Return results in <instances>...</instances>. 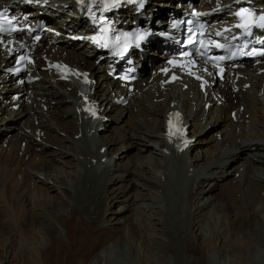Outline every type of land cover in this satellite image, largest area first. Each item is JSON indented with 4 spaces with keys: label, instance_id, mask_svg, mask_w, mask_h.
Instances as JSON below:
<instances>
[{
    "label": "bare ground",
    "instance_id": "obj_1",
    "mask_svg": "<svg viewBox=\"0 0 264 264\" xmlns=\"http://www.w3.org/2000/svg\"><path fill=\"white\" fill-rule=\"evenodd\" d=\"M49 5H54V1L51 0L46 9L50 8ZM33 8L40 7L33 5ZM55 8L63 7L57 5ZM171 11L162 7L159 12H154L158 15L153 14L152 22H156L153 25L165 24L172 17L169 14ZM61 15L67 16L68 12H60L58 17ZM60 18L48 17L51 23L62 27ZM160 43L159 40L150 41L148 47ZM64 48L72 52L69 58L77 64L90 68L94 74L100 70V63H95L92 56L83 54V45L66 43ZM146 51L148 59H159V53L157 58L153 50L146 48ZM1 72L0 84H5L9 79ZM44 82L47 86L41 89L40 99L33 98L35 104L31 106L33 115L39 119L38 125L34 126L28 121V116L15 125H5L0 121V237L5 235V238H11L14 235L23 240L29 234L41 241L44 239L46 246L40 249L42 264H69L70 260L64 253L71 255L72 250L75 252L82 248L89 249L91 260L101 262L106 255H101L99 250L109 248L110 242L112 248L116 243H126L131 259L140 260L138 249L141 252L146 250L147 256L141 258L142 264H207L206 248L216 252L219 257H231L229 261L233 264H248L250 261V264H264L254 254L264 253V193L260 196L264 192V180L260 182L261 175L264 176V154L259 150L260 146H264V110L255 94L244 93L242 97L246 110L251 111V127L245 129L240 126V133H236V124L223 123L222 117L206 113L197 100L193 101L194 94L190 91H183L181 86L161 90L151 83L147 89L141 88V93L134 100L106 112L108 120L102 123L101 130L91 134L92 144H89L84 128H81L82 136L75 138V133L79 132L72 102L78 97L76 90L64 94L49 81ZM34 87L38 88L36 85ZM106 94L109 95V91ZM93 97L100 101L104 98L98 89ZM41 98L45 99L41 101ZM53 99L55 103H52ZM44 103L49 106L48 117L42 109ZM257 103H261V106H257ZM231 106H237V103L232 102ZM174 110L187 124L193 141L189 148L169 157L165 154L164 129L166 119ZM220 111L225 114V120L229 119L225 110ZM3 112L0 106V120ZM254 116H258L257 121H253ZM123 120L125 122L120 124L128 125L126 127L129 129L118 126ZM218 126H222L221 129H217ZM228 126L232 133L227 134ZM119 129L122 130L116 133L119 135L117 139L110 138ZM248 138L249 141H245ZM50 139L52 149L43 155L41 151L50 146ZM22 141L25 143L23 146ZM81 142H86V145L82 146ZM251 145L255 146L256 152L248 150ZM131 147L139 154L135 164L133 152L129 157L126 151ZM36 158H39L38 162ZM131 158L133 168L126 164ZM173 161L180 165L181 174L176 175L182 178L189 168L192 170L191 180L188 177L184 185L186 190H182L184 193L181 192L180 182L172 175ZM251 164H255V168ZM99 165L102 166L101 170L94 168ZM211 178L215 180L214 183L209 181ZM32 179L34 183H30ZM53 188L64 196L63 200L56 201L49 193ZM183 194L185 201L181 198ZM118 197H123V208L114 210L112 205ZM144 198L151 199L152 207L159 211L156 219L157 224L161 225L160 233L156 235L152 232L149 236L144 235V231L137 227L138 219L133 212L123 217L130 206L128 202L133 204L138 199L142 201L137 205L150 211L152 207L143 202ZM158 200L166 201L161 211L162 204L156 205ZM257 203L262 205L261 209H256ZM215 204H221L219 227H223L222 237H219L221 233L218 230L214 238L215 241L221 239L222 246L218 251L216 244H213L215 241L203 238L201 243L195 242V234L193 237L188 231L191 209ZM69 207L70 212L67 211ZM105 208L112 209L108 221L105 220ZM182 208L184 213L181 212ZM36 209L41 211L36 212ZM27 211L32 212L31 216L27 215ZM2 217L7 219L1 221ZM146 219L147 216L141 214V221ZM146 222V227L153 226V221ZM37 223L42 226L41 235L33 232ZM151 249L154 250L153 258L149 257ZM116 254L119 256V249ZM21 258L22 264H28L23 255ZM73 264H82V258L78 256Z\"/></svg>",
    "mask_w": 264,
    "mask_h": 264
},
{
    "label": "rangeland",
    "instance_id": "obj_2",
    "mask_svg": "<svg viewBox=\"0 0 264 264\" xmlns=\"http://www.w3.org/2000/svg\"><path fill=\"white\" fill-rule=\"evenodd\" d=\"M155 57H157V56L155 55ZM145 96L146 95L144 94L143 95V98H145ZM195 108H196V106H195ZM192 110H193V107H192ZM46 116L48 117V114ZM124 118H126V117H124ZM127 121H128V119H127ZM122 122H125V120L119 122L118 123V126H122L125 129H129V128L126 127L128 125H124V126H123V124L121 125L120 123H122ZM34 126H36V125L34 124ZM221 127L222 126H218L217 129H221ZM121 130L122 129H119L118 131H115L114 133H112L111 134L112 136L110 135V138L117 139V137L119 135L116 134V133H119ZM226 132H227V134H229L230 132L232 133V131L231 130L229 131L228 129H226ZM54 133L59 135L58 132H54ZM210 135H211V133L208 136H210ZM90 138L91 139L88 140L89 142L88 141L87 142L89 144H92L91 143L92 137H90ZM236 142H237V140H236ZM48 144L50 146L49 147H46L43 150V152L41 151V153L43 155L47 151H49V150L52 149V146H51L52 145V140L51 139L49 140ZM21 146H22V143H21ZM204 147H206V146H204ZM259 148H260L259 150L264 154V146L263 147L260 146ZM31 151H32V149H31ZM126 151H127V154H128L129 157H131L130 156V153L133 152V156H135L134 157L135 158L134 164H135V162H137L136 161V157L139 156V154L137 152H134V148L133 147L126 149ZM193 152H194V149H193ZM143 153H144V151H143ZM259 153L260 152H258L257 155ZM126 157H124V158H126ZM28 159H25V160H28ZM81 160H83V158ZM184 160H186V159H184ZM35 161L38 162L39 161V158H36ZM132 161H133V159L131 158V160H129V163H126V164L130 165V167L133 168V162ZM231 162H235V161H231ZM239 162H236V163L239 165ZM251 165H253V168H255V166H256L255 164H251ZM251 165H250V167H251ZM70 169H68V170H70ZM191 174H192V172H191ZM190 177H189V179L191 180ZM262 180H264V176L263 175H261L260 182H263ZM209 181L210 182L212 181V183L215 182V180H213L212 178ZM30 183H34V179H32V181ZM205 185H206V183H205ZM56 186L59 187V185H56ZM219 186L221 187V185H219ZM109 187H110V185H109ZM160 191L161 190H159L158 192L160 193ZM49 193L52 196H54V198L56 199V201H59L61 199L62 200L64 199V196L62 194H60L54 188L52 190H50ZM263 193L264 192L262 191L261 194H260V196H263ZM240 196H242V193L240 194ZM181 198L182 199L184 198V194H183V196H181ZM120 199H122V200H120ZM50 200H52V198ZM143 200H144L143 201L144 203H149L150 204V205H148L149 207H152V205H151V201L152 200L151 199L144 198ZM117 201H120V202L118 203ZM117 201L115 202V204L112 205V208L114 210H119V209L121 210L123 208L122 206L124 204V203H122V202H124L123 201V197H118L117 198ZM141 201H142V199H138L133 204H130V202H128V205H130V206L128 208V211L127 212H124L123 217H128L130 215V213L133 212L135 214L134 216H136L137 219H138L137 227L140 228V230L144 231V235L149 236V234L151 232L154 233L153 235H156V233H160L159 228H160L161 223L160 224H157V219H156L157 216L159 215V211L157 212L155 210L156 207L155 208L152 207V209L150 211H147L146 208H143L140 205L138 206L137 205V202H141ZM154 201H156V200H154ZM184 201H185V198H184ZM157 202L158 203H156V205L159 204L161 206V204H162V206L160 207L161 208L160 211L162 209H164V203L163 202L166 203V201L158 200ZM1 204L2 203H0V207H2ZM3 206H6V205L3 204ZM136 207L138 209H136ZM220 207H221V204L220 205L219 204H215L212 207H204L203 206L201 208L199 207V208H196V209H194V208L191 209V211H190V223H189L190 225L188 226V231H191L192 235H193V233L195 234V242L201 243V241H202L203 238L210 239V240H212V242L215 241L214 238L217 235L218 230H219L218 233L219 234L221 233L219 237H222V235H223L222 234L223 227L222 226H221V228L219 227L220 220H221V214H222L221 211H220L221 210ZM261 208H262V205L260 203H257L256 204V209H261ZM106 209L107 208L104 209V213H105ZM35 211L38 212V211H41V210L36 209ZM67 211L70 212L71 211V208L69 207L67 209ZM90 211H93V208H90ZM141 211L143 213H141ZM111 212H112V209H107V217H105V220L106 221L109 220L107 218L109 216H111ZM181 212L184 213V208L181 209ZM31 213H32L31 211L30 212L27 211V215H30L31 216ZM140 213L143 216L144 215L147 216V219H146L147 221L151 220V221L154 222L152 227H151L152 224L149 225L150 227H146V225L148 224V222H146V220L145 221H141V214ZM160 214H161L160 215V218H161L162 217V212ZM112 216H114V215L112 214ZM6 219H7V217H2L1 218V221L2 220H6ZM34 226L35 227L33 228L34 229L33 232H36L38 235H41L42 234V231H41L42 230V226H40L38 223L35 224ZM146 229L148 231H146ZM153 235H150V236H153ZM2 236L3 237H0V264H22L23 263V258H21L22 255L24 257V260L26 259L28 261V264H32V262H33V264H42L43 263L42 260H41L40 249H43L46 246V245L44 246V239H42V241H41V240L38 239V237H36V238H34L33 236L30 237L29 234L23 240L19 239V236H15L14 237V235L11 238L10 237H6L7 239L5 238V235H2ZM193 237H194V235H193ZM220 242H221V239L218 238L215 241V243H213V244H216L215 246L217 247V251L221 249L220 247L222 246L221 245L222 243H220ZM94 246H96V244H94ZM136 247H137V249L139 248V244L138 243L136 244ZM117 249H119V251H120L119 256H118V254H116V250ZM142 249H143V247H142ZM98 250H99V248L97 249V251ZM205 250H206V256H207V258H206L207 259V262H206L207 264H233L232 261H229V259H231V257H229V256L228 257H223L225 255L219 257L216 252H212L208 248H206ZM153 251L154 250L151 249V251L149 252V257H152V258L154 257ZM71 252H73V253H71V255L69 253L67 254L66 252L64 253V256H66L67 259L70 260L69 264H73V262L75 261V258H77L78 256L82 258V264H108V262H117V264H142L141 263L142 262L141 261L142 260L141 258L144 259L147 256V254L145 256L146 250H144L143 252H141V250L138 249L137 253L138 252L140 253V257H141L140 260H139V258H134V259L129 258L128 250H127V245L124 242H122V243H116L115 245H113V248H112V245H111V242H110L109 248H105V247L100 248L99 253L101 255H106L105 259L101 260V262L100 261L98 262L96 259L91 260V258L89 256V249L87 250V249L82 248V250H80V251L77 249V251L74 252V250H72ZM254 254L255 255L257 254L256 257L258 259H261L264 262V253H263V255H261L259 252L254 253ZM121 255H123V256H121ZM250 262H248V264H250ZM60 264H62V263H60ZM195 264H201V263L200 262H197Z\"/></svg>",
    "mask_w": 264,
    "mask_h": 264
},
{
    "label": "snow or ice",
    "instance_id": "obj_3",
    "mask_svg": "<svg viewBox=\"0 0 264 264\" xmlns=\"http://www.w3.org/2000/svg\"><path fill=\"white\" fill-rule=\"evenodd\" d=\"M239 14V13H238ZM0 15H2V14H0ZM262 19H264V18H262ZM3 29H2V27H0V31H2Z\"/></svg>",
    "mask_w": 264,
    "mask_h": 264
}]
</instances>
